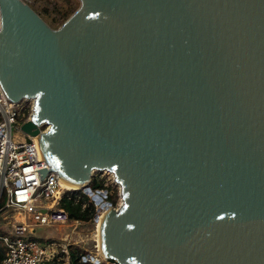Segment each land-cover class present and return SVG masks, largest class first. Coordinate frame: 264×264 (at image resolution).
Wrapping results in <instances>:
<instances>
[{"label": "water", "instance_id": "1", "mask_svg": "<svg viewBox=\"0 0 264 264\" xmlns=\"http://www.w3.org/2000/svg\"><path fill=\"white\" fill-rule=\"evenodd\" d=\"M79 2L54 30L0 0V85L34 102L40 181L99 205L94 172L114 176L108 263L264 264V0Z\"/></svg>", "mask_w": 264, "mask_h": 264}, {"label": "built area", "instance_id": "2", "mask_svg": "<svg viewBox=\"0 0 264 264\" xmlns=\"http://www.w3.org/2000/svg\"><path fill=\"white\" fill-rule=\"evenodd\" d=\"M20 1L29 5L32 2ZM21 103L9 101L0 85V205L3 194L5 196V204L0 206V212L11 209L24 218V221H15L7 234L0 235V244L5 250L4 259L0 264H47L55 260L60 264H70L71 244L79 228L90 222L96 224L98 228L100 220L109 209H120L122 197L120 206L115 208L109 200L112 195L109 189L96 190L94 193L102 196L103 200L96 205L90 198L95 206L92 220L90 222L71 220L68 212L61 208V200L69 190L62 188L58 173L47 172L40 181L38 171L44 169L49 171L51 166L42 156L38 136L32 137L21 130L26 136V141L20 143L13 139L14 126L22 127L30 120L33 112L32 105L31 114L23 116L22 111L25 107ZM40 130L44 133L48 129L41 126ZM27 139H30V142ZM113 183L119 186L114 176ZM76 201H79V197H76ZM86 207L87 204H83V209ZM57 225H66L71 229L69 235H65L60 243L38 240L31 231L33 228H50ZM96 249V254L85 251L87 254L81 257V261L111 264L100 254L98 244Z\"/></svg>", "mask_w": 264, "mask_h": 264}, {"label": "rangeland", "instance_id": "3", "mask_svg": "<svg viewBox=\"0 0 264 264\" xmlns=\"http://www.w3.org/2000/svg\"><path fill=\"white\" fill-rule=\"evenodd\" d=\"M33 3V0H32ZM55 5H58L59 8H66L68 5H72L74 9H78L80 7L79 0H39L35 6L38 8L37 13L39 16L54 30L59 29L62 25V19L58 22H53V19H58L59 14L55 8ZM43 9H48L49 13H45ZM33 101H24L21 104L24 105V109L22 111V115H29L31 114V109L33 105ZM22 125V121H20ZM21 126H14L13 129V139L15 142L24 143L26 141L25 134L21 131ZM92 180H97L101 185H103V189H109L112 193L113 201L115 202V208H118L121 204V192L120 187L116 186L113 183V176L108 172H94ZM63 189L69 190L63 185H61ZM76 191V190H75ZM82 191V190H81ZM90 199V197H89ZM15 221H24L23 216L18 215L17 212L11 209H5L0 212V235H5L11 230V226ZM69 228V227H68ZM67 227L61 226L60 228L57 227H50V228H38L37 236L38 240L42 239H58L61 236L59 229L62 230L64 233L70 232L71 229ZM96 224L93 222L86 223L79 228L78 234L74 236V240L71 244V250L75 251L77 249H81L84 251H88L89 253L96 254L97 249L96 245L98 243V234L96 236ZM40 238V239H39ZM97 239V241H96ZM1 247V244H0ZM102 254V253H100ZM107 264V262H104Z\"/></svg>", "mask_w": 264, "mask_h": 264}, {"label": "trees", "instance_id": "4", "mask_svg": "<svg viewBox=\"0 0 264 264\" xmlns=\"http://www.w3.org/2000/svg\"><path fill=\"white\" fill-rule=\"evenodd\" d=\"M39 0H33V3L31 2L30 6L37 12L38 8H35L37 2ZM69 3V0H67ZM55 8L57 10V13L59 14L58 19H53V22H58L62 19L61 25H63L76 11L77 9H74L72 5H68L66 8H59L58 5H55ZM45 13H49L48 9H43ZM90 187L93 191L101 190L103 189V185H101L97 180H92L90 183ZM76 197H79V201H76ZM110 202L113 203V197L112 195L109 197ZM87 204V207L83 209V204ZM5 204V196L3 194L1 199V205L3 206ZM61 208H63L66 212H68L71 220H78V221H84V222H90L93 218L95 206L94 203L89 199L88 196H86L83 191H68L65 193L61 200ZM87 253L84 250L77 249L73 251L72 254V263L73 264H91V263H83L81 261V257L86 255ZM5 256V250L4 247L1 245L0 247V263L3 261ZM106 264V263H104Z\"/></svg>", "mask_w": 264, "mask_h": 264}, {"label": "bare ground", "instance_id": "5", "mask_svg": "<svg viewBox=\"0 0 264 264\" xmlns=\"http://www.w3.org/2000/svg\"><path fill=\"white\" fill-rule=\"evenodd\" d=\"M61 185H63L64 187H66L67 189H69V191H72V190H77L80 188V186H76L74 185L73 183L67 181L66 179H61ZM106 217V215L100 220V223H99V226L97 228V234H98V246L100 248V253H102L101 255H103V249H102V242H101V225H102V222L104 220V218Z\"/></svg>", "mask_w": 264, "mask_h": 264}, {"label": "crops", "instance_id": "6", "mask_svg": "<svg viewBox=\"0 0 264 264\" xmlns=\"http://www.w3.org/2000/svg\"><path fill=\"white\" fill-rule=\"evenodd\" d=\"M58 226V228H60L61 226H64V228H66L67 226L66 225H57ZM57 226H55V227H57ZM68 228V227H67ZM39 229L38 228H35V232H34V237H38L37 236V231H38ZM59 232L61 233V236L58 238V239H42L43 241H49V242H56V243H60V241L64 238V236L65 235H69V233L70 232H67V233H64L63 232V229L62 230H60L59 229ZM40 239V238H39ZM70 253H71V255H70V257H69V263L70 264H73L72 263V254H73V251L71 250L70 251ZM62 258V257H61ZM47 264H60V262H58L57 260H55V261H52V262H48Z\"/></svg>", "mask_w": 264, "mask_h": 264}]
</instances>
